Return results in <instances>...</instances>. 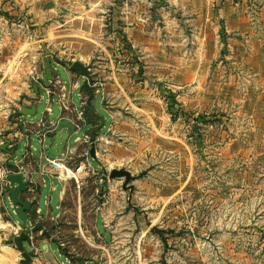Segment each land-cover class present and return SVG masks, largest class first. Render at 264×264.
Instances as JSON below:
<instances>
[{
	"label": "rangeland",
	"instance_id": "374dc122",
	"mask_svg": "<svg viewBox=\"0 0 264 264\" xmlns=\"http://www.w3.org/2000/svg\"><path fill=\"white\" fill-rule=\"evenodd\" d=\"M23 2L0 0V126L33 83V67L51 53L73 58L85 42L75 26L60 31L53 22L61 20L58 10L46 18L50 21L32 26L35 20ZM161 5L166 11L171 7L168 1ZM172 9L184 27L187 51L193 37L184 8L174 4ZM214 9L218 38L206 48L208 59L196 62L194 86L178 90L175 80L183 77L167 75L156 85V101L143 102L142 107L153 109L150 117L131 107L125 158L109 167L110 159L109 168L101 170L93 204L86 166L77 164L84 178L82 213L100 209V235L93 241L101 250H87L83 238L72 234L69 204L56 232L57 242L68 244L71 264H84L78 257L93 255L98 256L94 264H264V45L237 46ZM92 36L107 37L105 28L95 26ZM42 46L51 53L45 56ZM138 65L136 80L145 72L143 63ZM56 70L66 81L62 69ZM40 94L44 98L42 89ZM92 103L102 115L100 96ZM43 109L44 101L37 105L35 120ZM112 170L128 171L131 178L126 184L124 177L110 179Z\"/></svg>",
	"mask_w": 264,
	"mask_h": 264
},
{
	"label": "crops",
	"instance_id": "0c3cea01",
	"mask_svg": "<svg viewBox=\"0 0 264 264\" xmlns=\"http://www.w3.org/2000/svg\"><path fill=\"white\" fill-rule=\"evenodd\" d=\"M164 1L171 6L168 11L164 4L161 5ZM174 4L184 8L180 11L187 17L192 32L193 39L187 42L190 43L187 51L183 48L186 43L184 27L172 16ZM22 5L28 7L35 20L32 26L39 25L40 21H50L46 18L58 10L63 14L61 20L53 22L58 24L60 31L75 26L85 41L81 44L82 50L73 58H53L54 54L50 52L52 55L44 58L40 67H33L31 79L42 81L38 84V95L32 92L31 82L24 89L23 99L14 105L9 118L0 126V146L7 145L6 150H0V166L21 174L29 183L19 194V199L31 204L26 212L29 234L22 243L30 255V264H71L67 256L68 244L57 242L56 232L58 219L70 212L69 204L73 206L72 234L83 238L87 250L93 253L101 250V246L93 241L100 235L97 213L100 209L92 208L90 214L82 213L84 191L81 184L84 178L77 164L81 162L86 166L93 204L97 189H101L97 186L101 181V170L112 166L114 160L125 158L124 142L128 141L131 107L139 111L138 115H142V111L150 117L153 109L142 107L143 102L148 98L156 101V95H153L154 91L157 94L156 85L167 75L183 77L182 82L175 80L174 87L178 90L194 86L191 78L194 79L199 71L196 62L207 60L206 48L215 43L212 9L217 8L214 11L218 13L225 33L235 37L237 46L258 45L261 48L264 45V0H24ZM116 22H119L118 27ZM95 26L105 28L107 37L92 36ZM83 28L86 31H82ZM257 52L255 55L259 54ZM117 61L123 64H117ZM73 62L88 69L91 83L70 70ZM140 63L145 69L144 78L136 80ZM48 64L50 82L45 80ZM59 67L66 81L60 79L56 70ZM97 95L100 96L102 115L93 108V98ZM42 101L44 109L41 117L35 120L37 105ZM23 106L29 107L28 112H34V115H19ZM155 113L159 115V109ZM100 119L104 122L103 127L94 131L100 125ZM152 130H147L149 137H153ZM159 131V135L164 134ZM92 148L93 158L89 155ZM61 157L66 160L67 170L60 177L57 171L48 168L46 158ZM110 159L112 163L108 167ZM3 186L0 182V264H19V252L8 238L18 236L23 232V226L13 214ZM87 215L89 229L84 223L88 220ZM97 257L93 255L88 258L90 260H84L79 256L77 262L94 264Z\"/></svg>",
	"mask_w": 264,
	"mask_h": 264
},
{
	"label": "water",
	"instance_id": "95a60500",
	"mask_svg": "<svg viewBox=\"0 0 264 264\" xmlns=\"http://www.w3.org/2000/svg\"><path fill=\"white\" fill-rule=\"evenodd\" d=\"M42 50L47 56L50 54L48 50L42 46ZM49 69L45 75V80L47 81H52L51 77V68L50 65L48 64ZM70 70L72 72H77L82 76L83 78L86 79L88 83H91V77L88 73V69L78 62H73ZM42 81L41 79H37L32 83V92L35 95H38V84H41ZM29 107H21L19 110V115L21 116H33L34 112H28ZM103 120L100 119V125L94 129V131H97L98 129L103 127ZM7 145H1L0 150H6ZM89 155L93 158L94 157V150L93 148L90 149ZM118 177H124L125 178V184L130 180V173L125 170H113L109 173V178H118ZM5 182L6 184L4 185L3 191L4 195L7 197V199L11 202V208L13 209V214L18 218V220L21 222L23 226V232H21L18 236H9L8 241L12 242L19 252L20 255V260L19 264H30L31 258L30 255L28 254L27 251L24 250L22 243L27 239V235L29 234V231L26 228V212L30 210L31 204L25 201H22L19 199V194L21 192H24L29 185L28 182L23 180V177L21 174H16V173H8L5 176Z\"/></svg>",
	"mask_w": 264,
	"mask_h": 264
},
{
	"label": "built area",
	"instance_id": "2783aa9c",
	"mask_svg": "<svg viewBox=\"0 0 264 264\" xmlns=\"http://www.w3.org/2000/svg\"><path fill=\"white\" fill-rule=\"evenodd\" d=\"M46 164L48 168H50L52 171H57V176H62V172H66V160L65 158H46ZM8 173H12L8 171L6 168L0 166V182L2 184H6L5 182V176ZM4 186L2 187L3 190ZM4 192V191H3Z\"/></svg>",
	"mask_w": 264,
	"mask_h": 264
},
{
	"label": "bare ground",
	"instance_id": "6f19581e",
	"mask_svg": "<svg viewBox=\"0 0 264 264\" xmlns=\"http://www.w3.org/2000/svg\"><path fill=\"white\" fill-rule=\"evenodd\" d=\"M7 250V249H6Z\"/></svg>",
	"mask_w": 264,
	"mask_h": 264
}]
</instances>
